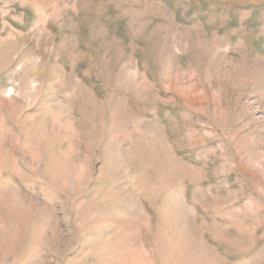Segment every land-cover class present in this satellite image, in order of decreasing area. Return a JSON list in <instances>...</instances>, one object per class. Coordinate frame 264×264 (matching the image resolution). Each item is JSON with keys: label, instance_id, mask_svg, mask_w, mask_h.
Returning <instances> with one entry per match:
<instances>
[{"label": "rangeland", "instance_id": "obj_1", "mask_svg": "<svg viewBox=\"0 0 264 264\" xmlns=\"http://www.w3.org/2000/svg\"><path fill=\"white\" fill-rule=\"evenodd\" d=\"M0 264H264V0H0Z\"/></svg>", "mask_w": 264, "mask_h": 264}]
</instances>
